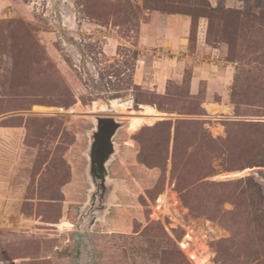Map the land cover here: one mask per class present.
I'll return each instance as SVG.
<instances>
[{"label": "rangeland", "instance_id": "1", "mask_svg": "<svg viewBox=\"0 0 264 264\" xmlns=\"http://www.w3.org/2000/svg\"><path fill=\"white\" fill-rule=\"evenodd\" d=\"M94 116L130 123L87 264H264V0H0V260L77 264Z\"/></svg>", "mask_w": 264, "mask_h": 264}, {"label": "water", "instance_id": "2", "mask_svg": "<svg viewBox=\"0 0 264 264\" xmlns=\"http://www.w3.org/2000/svg\"><path fill=\"white\" fill-rule=\"evenodd\" d=\"M129 123L120 122L113 116L92 117L91 129L87 132L89 147L86 153L88 158L86 175L91 189L87 192L88 201L81 209L76 228L77 264L93 261L95 257L91 250L93 226L96 221L103 220L111 206L118 202L115 193L120 188V183L118 180L109 179L108 165L118 150L113 139L118 131ZM253 171L264 182V169L258 168Z\"/></svg>", "mask_w": 264, "mask_h": 264}, {"label": "trees", "instance_id": "3", "mask_svg": "<svg viewBox=\"0 0 264 264\" xmlns=\"http://www.w3.org/2000/svg\"><path fill=\"white\" fill-rule=\"evenodd\" d=\"M136 101H137V98H136ZM72 104L73 103L69 100V101L64 103V107H69ZM163 124L167 125L166 130L169 133V135H168V140H169L170 133H171V124L167 121L160 122V125H163ZM149 129L150 128L142 129L139 132V135L137 137L135 136V139L140 140V136H144V134L146 132H148ZM180 144H181V142L179 140V136L177 134V131L175 130L174 146H173V152H172V177L176 176V178H178V179L185 180L183 178V174H184V167L186 165H182V162L188 164L189 155L187 153H181L182 149L180 147ZM185 150H187V148ZM184 152H186V151H184ZM248 164L251 166L250 168H252V167L264 168V146H263V148L259 149L258 155H255V157L252 158ZM182 201L186 202V204L188 203L186 201L185 197L182 198ZM2 261H6V260H2Z\"/></svg>", "mask_w": 264, "mask_h": 264}, {"label": "crops", "instance_id": "4", "mask_svg": "<svg viewBox=\"0 0 264 264\" xmlns=\"http://www.w3.org/2000/svg\"><path fill=\"white\" fill-rule=\"evenodd\" d=\"M2 6H4V4H2ZM169 31V30H168ZM4 199H1L0 201H3ZM6 207L5 204L2 203L1 208H0V220L1 219H6ZM4 228L6 229V226H4ZM0 264H17L16 262H6V261H0Z\"/></svg>", "mask_w": 264, "mask_h": 264}]
</instances>
